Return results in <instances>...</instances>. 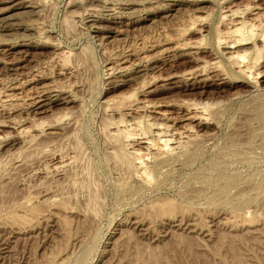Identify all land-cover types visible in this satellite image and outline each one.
<instances>
[{"label": "rangeland", "instance_id": "rangeland-1", "mask_svg": "<svg viewBox=\"0 0 264 264\" xmlns=\"http://www.w3.org/2000/svg\"><path fill=\"white\" fill-rule=\"evenodd\" d=\"M27 1L0 0V264H264V0Z\"/></svg>", "mask_w": 264, "mask_h": 264}, {"label": "bare ground", "instance_id": "bare-ground-1", "mask_svg": "<svg viewBox=\"0 0 264 264\" xmlns=\"http://www.w3.org/2000/svg\"><path fill=\"white\" fill-rule=\"evenodd\" d=\"M3 1H4V0H3ZM5 1H6V0H5ZM21 1H24V2H27V3L29 2V1H27V0H20V2H21ZM16 2H18V1H16ZM16 2H14V5H16V4H15ZM12 3H13V2H12ZM30 3H31V2H30ZM37 3H38V2H37ZM17 4H18V3H17ZM22 4H23V2H22ZM245 8H246V7H245ZM236 9H237V8H236ZM246 9H247V8H246ZM247 10H248V9H247ZM235 11H236V10H235ZM237 11H238V10H237ZM238 13H239V12H238ZM238 13H237V12H236V13L234 12V13H232V14L234 15V14H238ZM256 13H257V12H256ZM241 14H243V13L241 12ZM238 15H240V14H238ZM238 15H237V16H238ZM223 16H224V15H223ZM226 16H227V15H226ZM229 16H230V15H229ZM229 16H228V17H229ZM235 16H236V15H235ZM254 16H255V15H254ZM231 17H233V16H231ZM222 18H223V17H222ZM225 18H226V17H225ZM245 18H246V17H245ZM227 20H228V19H227ZM232 20H233V19H232ZM232 20H231V21H232ZM234 20H235V19H234ZM236 21H237V20H236ZM237 22H238V21H237ZM228 23H229V22H228ZM230 25H231V24H230ZM248 25H250V24H248ZM246 26H247V25H246V22L241 21V22H238V23L232 25L230 28L226 29V30L224 31V33H221V37H222L223 40L225 41V42L223 41V44H224L223 49L226 50V53H225V54L228 56V58L226 57V58H227V61L229 60V61H231V62L233 63L234 60H235L236 58L239 57L238 59H240L241 57H243L242 55H239V51H240V48H241L242 45H246V44H247V43H246V40H247L246 38H248L247 35H244V34H245L244 31H245V30H249V32H251V30H252V28H253L252 26H248L249 28L246 27ZM254 29H255V27H254ZM218 30H219V29H218ZM217 32L219 33L220 31H217ZM262 33H263V32H262ZM216 34H217V33H216ZM218 37H219V36H218ZM218 37H216V38H218ZM249 37H251V36L249 35ZM262 37L264 38V33L262 34ZM260 38H261V37H260ZM263 38H262V39H263ZM218 39H219V38H218ZM249 39H250V38H249ZM217 41H218V40H217ZM219 41H220V40H219ZM219 41H218V42H219ZM0 42H1V41H0ZM3 42H4V41H3ZM248 42H249V40H248ZM177 45H178V44H177ZM180 45H181V44H180ZM185 45H186V44H185ZM185 45H184V46H185ZM182 46H183V45H182ZM179 47H180V46H179ZM261 47H262V46H261ZM185 48H186V47H185ZM238 48H239V50H238ZM182 49H184V48H182ZM161 51H162V50H161ZM227 51H228V52H227ZM240 52H241V51H240ZM246 52H247V51H246ZM246 52H245V53H246ZM255 52H256V53H255V54H256L255 56H257V55L259 56V52H260V50H259V49H256ZM245 53L243 52V53H241V54H245ZM61 54H62V53H61ZM260 54H261V53H260ZM62 55H63V54H62ZM245 55H246V54H245ZM245 55H244V56H245ZM57 56H58V55H57ZM64 56H65V55H64ZM66 56H67V55H66ZM144 56H145V55H144ZM144 56H143V57H144ZM258 56H257V57H258ZM145 57H146V56H145ZM245 57H247V55H246ZM245 57H243V58H245ZM251 57H252V56H251ZM257 57H256V58H257ZM62 58H63V56H62ZM256 58H253V61H254V59H256ZM59 59H60V58H59ZM245 59H246V58H245ZM250 59H251V58H250ZM258 59H259V58H258ZM53 61H54V60H53ZM133 61H134V60H133ZM256 61H257V60H256ZM231 62H230V63H231ZM235 62H236V61H235ZM237 63H238V62H237ZM256 63H257V62H256ZM212 64H213V63H212ZM230 65H231V64H230ZM237 65H240V64H237ZM237 65L235 64V66H237ZM126 66H127V65H126ZM214 66H215V65H214ZM248 66H249V65H248ZM252 66H253V64H252ZM120 67H121V66H120ZM232 67H233V66H232ZM130 68H131V67H130ZM125 69H126V68H125ZM125 69H124V70H125ZM244 69H245V68H244ZM120 70H121V69H120ZM120 70H119V71H120ZM126 70H127V69H126ZM238 70H239V69H238ZM245 70H246V69H245ZM121 71H123V70H121ZM240 71L243 72V70H239L238 72H240ZM250 71H251V70H250ZM241 72H240V73H241ZM242 74L244 75V73H242ZM68 75H69V74H68ZM116 75H117V74H116ZM248 75H251V74H248ZM31 77H33V76H31ZM132 77H133V76H132ZM248 77H250V76H248ZM33 78H34V77H33ZM64 78H65V77H64ZM152 78H153V77H152ZM31 79H32V78H31ZM128 79H129V78H128ZM150 79H151V78H150ZM153 79H154V78H153ZM155 79H156V78H155ZM63 80H64V79H63ZM22 81H23V80H22ZM28 81H29V80H28ZM133 81H134V80H133ZM151 81H152V79H151ZM30 82H31V81H30ZM152 82H153V81H152ZM25 83H26V82H25ZM123 83H124V82H123ZM141 83H143V82H141ZM27 84H28V83H27ZM144 84H146V83H144ZM17 85H18V84H17ZM50 85H51V84H49V86H50ZM140 85H141V84H140ZM18 86H19V85H18ZM18 86H16V88H17ZM42 86H43V85H42ZM42 86H41V87H42ZM141 86H142V85H141ZM141 86H140V87H141ZM47 87H48V86H47ZM144 87H145V86H144ZM144 87H143V89H144ZM20 88H21V86H20ZM44 88H45V87H44ZM58 88H59V87H58ZM61 88H62V87H61ZM61 88H59V89L61 90ZM50 89H51V88H50ZM135 89H136V88H135ZM28 90H30V89H28ZM108 90H109V89H108ZM136 90H137V89H136ZM20 91H21V90H20ZM46 91H47V90H46ZM53 91H56V89H54ZM138 91H139V90H138ZM44 92H45V91H44ZM48 92H52V89H51V91H48ZM135 92H137V91H135ZM135 92H134V93H135ZM10 93H11V92H10ZM120 93H121V92H120ZM46 94H47V93H46ZM61 94H62V93H61ZM135 94H136V93H135ZM54 95H55V94H54ZM131 95H132V94H131ZM15 96H16V95H15V94H12V93H11L10 95H6V97H8V99L10 98L9 100H12L13 98H15ZM47 96H48L47 98L49 99V98H50L49 95H47ZM133 96H134V94H133ZM6 97H5V99H6ZM16 97H17V96H16ZM44 97H45V96H44ZM26 98H27V97H26ZM32 98H33V97H32ZM45 98H46V97H45ZM58 98H59V97H58ZM123 98L125 99V96L121 97V99H123ZM126 98H127V97H126ZM16 99H17V98H16ZM119 99H120V98H119ZM124 99H123V100H124ZM145 99H146V98H145ZM1 100H2V99H1ZM14 100H15V99H14ZM36 100H37V99H36ZM40 100H41V99H40ZM115 101H116V100H115ZM117 101H118V99H117ZM117 101H116V102H117ZM121 101H122V100H121ZM144 101H145V100H144ZM33 102H34V101H33ZM36 102H37V103H36ZM36 102H35L36 104H40V103L43 102V101H39V102L36 101ZM55 102H56V100H55ZM65 102H66V101H65ZM109 102H111V105H113V104H112V101H109ZM18 103H19V102H18ZM27 103H28V102H27ZM47 103L49 104V103H53V102H51V99H50ZM47 103H46V104H47ZM123 103H124V102H123ZM185 103H186V102H185ZM44 104H45V102H44ZM115 104H116V103H115ZM163 104H164V103H163ZM163 104H162V105H163ZM20 105H21V104H20ZM144 105H145V104H144ZM181 105H182V104H181ZM181 105H180V106H181ZM192 105H193V104H192ZM192 105H191V106H192ZM199 105H200V104H199ZM36 106H39V105H36ZM45 106H46V105H45ZM113 106H115L116 108H120V107H122L120 101H118L117 104H116V105H113ZM113 106H112V107H113ZM154 106H155V105H154ZM159 106H160V105H159ZM196 106H197V105H196ZM201 106H202V105H201ZM34 107H35V106H34ZM34 107H33V108H34ZM61 107H62V106H61ZM144 107H145V106H144ZM177 107H178V106H177ZM193 107H195V106L193 105ZM206 107H207V106H206ZM38 108H39V107H38ZM38 108H37V109H38ZM109 108H110V107H109ZM116 108H115V109H116ZM145 108H146V107H145ZM151 108H152V107H151ZM198 108H199V107H198ZM201 108H202V110H204V109L206 110V108H205L204 105H203ZM47 109H48V108H46V110H47ZM50 109H51V107H50ZM113 109H114V108H113ZM152 109H153V108H152ZM35 110H36V108H35ZM62 110H63V109H62ZM119 110H120V109H119ZM129 110H130V109H129ZM200 110H201V109H200ZM205 110H204V111H205ZM120 111H121V110H120ZM159 111H160V110H159ZM188 111H191V112H188ZM188 111H187L188 114L186 115V120H191V121H193V120H197L199 124H200L202 121H204V120L206 121V118L203 117L204 115H203L201 112H199L198 109H196V107H195V108H190V105H189V106H188ZM28 112H29V111H28ZM40 112H41V111H40ZM61 112H62V111H61ZM148 112H149V111H148ZM65 114H66V113H64V115H65ZM119 114H120V113H119ZM123 114H124V113H123ZM126 114H127V113H126ZM155 114H157L158 116H159V115H160V116H164V115H165V113H164V112H161V111H160V112H156V111H155ZM65 116H66V115H65ZM212 116H213V115H212ZM26 117H27V116H26ZM62 118H63V117H62V114H61V119H62ZM64 118H65V117H64ZM55 119H56V118H55ZM110 119H111V118H110ZM2 120H3V119H2ZM56 120H58V119H56ZM107 120H108V118H107ZM59 121H60V120H59ZM109 121H111V120H109ZM109 121H108V122H109ZM118 121H119L118 123L121 124V126L119 125L120 127H118V128L116 129V132H117L118 134L120 133L119 135L121 136V138L123 137V140H124V138H126V137H127V139H128L129 136H130V133H131V129H130L131 126H129V125H123V122H122L121 120H118ZM10 122H11V121H10ZM56 122H57V121H56ZM2 123H3V122H2ZM39 123H40V122H39ZM45 123H47V122H44V124H43V122H42L41 125H42V124H43V125H46ZM48 123H49V122H48ZM59 123H60V122H59ZM116 123H117V121H116ZM118 123H117V124H118ZM139 123H140V122H139ZM141 123H142V121H141ZM4 124H6V123L4 122ZM4 124H3V125H4ZM37 124H38V123H37ZM112 124H114V122H112ZM124 124H125V123H124ZM0 125H1V124H0ZM14 125H15V124H14ZM41 125H39V126H41ZM43 125H42V126H43ZM47 125H48V124H47ZM109 125H111V123H110ZM109 125H108V127H109ZM132 125H133V124H132ZM138 125H139V124H138ZM149 125H150V124H149ZM5 126H6V125H5ZM12 126H13V125H12ZM33 126H35V125H33ZM39 126H38V127H39ZM52 126H53V125H52ZM105 126H106V125H105ZM111 127H112V126H111ZM140 127H141V126H140ZM153 127H154V126H153ZM160 127H161V126H160ZM160 127L157 128V129H158L157 132L162 133V132H160ZM162 127H163V126H162ZM187 127H188V126H187ZM187 127H186V129H184V132H185V133H190V132H191V131H190V130H191V127H190V126H189L188 128H187ZM36 128H37V125H36ZM39 128H40V127H39ZM109 128H110V127H109ZM132 128H133V127H132ZM163 128H165V127H163ZM167 128H168V127H167ZM13 129H14V128H13ZM114 129H115V127H114ZM147 129H148V128H147ZM134 130H135V128H134ZM148 130H149V129H148ZM22 131H23V130H22ZM24 131H25V130H24ZM111 131H112V130H111ZM145 131H146V129H145ZM151 131H152V130H151ZM151 131H149V132H151ZM163 131H164V129H163ZM175 131H177V129H176ZM18 132H19V131H18ZM20 132H21V131H20ZM112 132H113V131H112ZM112 132H111V133H112ZM114 132H115V131H114ZM114 132H113V133H114ZM132 132H133V131H132ZM155 132H156V131H155ZM157 132H156V133H157ZM16 133H17V132H16ZM22 133H23V132H22ZM26 133H27V132H26ZM138 133H139V132H138ZM142 133H143V132H142ZM159 133L156 135L158 138L160 137V134H159ZM51 134H52V133H51ZM66 134H67V133H66ZM118 134H117V135H118ZM121 134H124L125 136H122ZM154 134H155V133H154ZM164 134H165V133H164ZM178 134H179V133H178ZM20 135H21V134H20ZM25 135H26V134H25ZM107 135H108V134H107ZM109 135H110V132H109ZM113 135H115V133H114ZM131 135H132V134H131ZM161 135H163V134H161ZM167 135H168V133H167ZM167 135H166V136H167ZM184 135H185V134H184ZM120 136H119V138H120ZM143 136H144V135H143ZM164 136H165V135H164ZM180 136H181V135H180ZM182 136H183V134H182ZM6 137H9V136H6ZM131 137H133V136H131ZM131 137H130V138H131ZM144 137H145V136H144ZM161 137H162V136H161ZM177 137H178V136H177ZM185 137H186V136H185ZM31 138H32V136H31ZM115 138H116V137H115ZM135 138H136V137H135ZM146 138H147V137H146ZM187 138H188V137H187ZM2 139H3V138H2ZM51 139H52V138H51ZM161 139H163V138H161ZM161 139H160V140H161ZM165 139H166V138H165ZM180 139H181V138H180ZM28 140H29V137H28ZM33 140H34V139H33ZM33 140H32V141H33ZM115 140H116V139H115ZM117 140H118V139H117ZM117 140H116V144L118 145L117 142H118L119 140H118V141H117ZM163 140H164V139H163ZM183 140H184V139H183ZM32 141H31V142H32ZM108 141H109V140H108ZM112 141H114V140H112ZM171 141H173V140H171ZM180 141H181V140H180ZM29 142H30V141H29ZM35 142H36V141H35ZM47 142H48V141H47ZM121 142H122V141H121ZM136 142H137V141H136ZM164 142L167 143L168 140H165ZM25 143H26V142H25ZM27 143H28V142H27ZM109 143H110V142H109ZM112 143H113V142H112ZM124 143H125V142H124ZM147 143H148L147 140H146V142H145V140H144V141L141 140V141H138V142H137V144H139V145H141V146H142V145H143V146H144V145H148ZM149 143H150V142H149ZM31 144H33V143H31ZM50 144H51V143H50ZM113 144H114V143H113ZM48 145H49V143H48ZM110 145H111V144H110ZM126 145H127V144H126ZM135 145H136V144H135ZM46 146H47V145H46ZM50 146H51V145H50ZM124 146H125V145H124ZM175 146H176V145H175ZM186 146H187V145H186ZM130 147H131V146H130ZM125 148H127V147H125ZM128 148H129V147H128ZM144 148H145V147H144ZM115 149H116V148H115ZM117 149H118V146H117ZM119 149H120V148H119ZM119 149H118V150H119ZM131 149H132V148H131ZM131 149H130V150H131ZM149 149H150V148H149ZM113 150H114V149H113ZM120 150H121V149H120ZM136 150H137V149H136ZM170 150H172V149H170ZM60 151H61V150H60ZM115 151H116V150H115ZM121 151H122V150H121ZM145 151H146V150H145ZM173 151H174V150H173ZM46 152H47V151H46ZM58 152H59V151H58ZM119 152H120V151H119ZM119 152H118V153H119ZM122 152H123V151H122ZM127 153H128V152H127ZM127 153H125V152H124V153H121V152H120V154H122V155H124V154L127 155ZM180 153H181V152H180ZM52 155H53V154H52ZM115 155L117 156L118 159L120 158V157H118L119 154H118V155L115 154ZM72 156H73V154H72ZM116 156H115V157H116ZM127 156H128V155H127ZM129 156H131V155H129ZM129 156H128V157H129ZM47 157H48V156H47ZM113 157H114V155H113ZM124 158H125V156H124ZM124 158H123V159H124ZM63 159H64V158H63ZM114 159H115V158H114ZM121 159H122V158H120V160H121ZM51 160H52V159H51ZM56 160H57V159H56ZM74 160H75V159H74ZM120 160H118V161H120ZM125 160H126V159H125ZM58 161H59V160H58ZM60 161H61V160H60ZM63 161H64V160H63ZM115 161H116V160H115ZM123 161H124V160H123ZM123 161H122V164L124 163ZM127 161H128V159H127ZM19 163H20V162H19ZM60 163H62V162H60ZM68 163H69V162H68ZM68 163H67V164H68ZM117 163H118V162H117ZM125 163H126V162H125ZM63 164H64V163H63ZM127 164H129V163H127ZM127 164H126V165H127ZM48 165H49V164H48ZM59 165H60V164H59ZM65 166H67V165H65ZM124 166H125V165H124ZM127 166H128V165H127ZM57 167H58V166H57ZM60 167H61V166H60ZM63 167H64V165H63ZM129 167H131V165H129ZM45 168H47V167H45ZM52 168H53V167H52ZM58 168H59V167H58ZM54 169H56V167H55ZM59 169H60V168H59ZM128 169H129V168H128ZM58 171H59V170H58ZM36 172H37V171H36ZM51 173H52V172H51ZM48 174H49V173H48ZM49 175H50V174H49ZM54 175H55V174H54ZM156 211H157V210H156ZM154 259H155V258H154ZM156 260H157V259H156ZM153 261H154V260H153Z\"/></svg>", "mask_w": 264, "mask_h": 264}]
</instances>
